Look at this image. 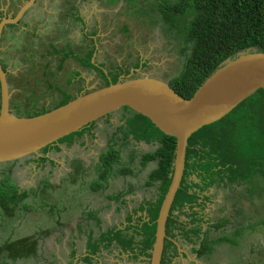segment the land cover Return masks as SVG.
Instances as JSON below:
<instances>
[{"label": "rangeland", "instance_id": "obj_1", "mask_svg": "<svg viewBox=\"0 0 264 264\" xmlns=\"http://www.w3.org/2000/svg\"><path fill=\"white\" fill-rule=\"evenodd\" d=\"M27 1L0 0V11L8 8L12 11L13 7L19 8ZM107 1L40 0L39 4L29 8L28 13L25 12L27 15L20 24L2 30L1 57L9 72L10 109L14 115L32 114L43 106L53 108L63 100L65 93L76 95L80 82L89 91L105 85L97 67H84L79 61L89 44L86 35L93 31L99 49L94 61L104 63V68L119 65L130 71L131 65L141 60L142 64L146 62L145 67L130 78L149 76L166 82L181 71L183 59L177 52V44L172 43L159 24L151 23L158 18L162 0ZM50 41L61 48L70 45L61 53H74L63 61L62 68L59 65L64 54L53 55L48 46ZM76 72H80L81 77L77 78ZM124 113L120 109L97 121L86 146L83 142L80 144L83 137L80 133L58 145L61 151L50 150L47 155L56 162L53 168L48 162L44 165L30 162L32 156L15 165H0V179L8 171L11 172L10 179L21 189H34L27 199L29 211L21 212L16 221L0 220V246L7 240L26 237L38 240L40 246L38 255L15 262L8 260L7 264H88L87 258L80 260V257L87 249L86 243L87 247L94 248L93 239L101 246L94 255L101 256L102 264H144L139 259L120 256L114 248L111 252L103 251L102 245L106 243L101 237L109 228L122 226L123 222L124 228L127 227V213L136 209L143 198L154 196L153 187L141 189L154 168L153 163L147 162L142 173L138 172L141 154L151 148L136 147V153L129 147L127 150L117 147L119 161L128 167L134 163L130 171L138 177L108 178L106 181H110H103L100 189L91 187L101 172L99 156L106 152L111 142V147L115 148L114 142L124 137L122 131H126V127L121 129L127 125ZM236 116L235 110L228 118ZM69 141L73 146L67 147ZM125 142L124 145H134L132 139H125ZM124 190L135 191L125 195L133 202L119 210L113 197ZM207 193L212 194V198L207 204L208 220L203 227L213 240V250L197 258L196 264H264V180H253L239 188L235 184L230 190L221 188L219 192L211 189ZM219 221L222 226L217 224ZM239 226L241 236L235 231ZM126 230L131 231L128 227ZM90 231L95 234L91 240L88 237ZM224 236L228 239L216 240ZM190 246L186 244L184 248L188 250ZM5 261L1 264H6ZM184 262L190 264V260Z\"/></svg>", "mask_w": 264, "mask_h": 264}, {"label": "trees", "instance_id": "obj_2", "mask_svg": "<svg viewBox=\"0 0 264 264\" xmlns=\"http://www.w3.org/2000/svg\"><path fill=\"white\" fill-rule=\"evenodd\" d=\"M111 1L115 2L116 0ZM17 9L13 7L12 11L10 8L8 11H0V18L7 17L10 13L13 14V17ZM158 10V18L153 19L151 23L159 24L164 29L165 34L173 40L172 43L177 44V52L183 59L181 71L167 82L185 99L191 98L226 60L235 59L240 53L247 50L264 53V0H162ZM77 19L82 20L80 17ZM21 22L22 20L14 25L17 26ZM10 25L13 24H9L7 28H10ZM95 33V31L92 32L93 35ZM86 37L89 36L86 35ZM91 43L94 44L93 39ZM65 49H54L56 53L64 54L59 68H62L63 61L74 55L72 51L69 54L61 53ZM93 51L94 49L89 51V54L84 58L79 57V60L84 67H97L100 70L99 75L105 80L104 86L116 83L121 75L130 73L129 69H124L119 65L107 69L103 67L104 63H102L103 65L92 63ZM145 65L146 62L142 64L141 60H138L131 65L134 68L131 72L135 73V69H142ZM2 68L6 71L5 65H2ZM75 75L80 77V72H76ZM87 92L89 91L80 82L76 95L65 93L63 100L53 108L43 106L32 114L17 113L16 115L19 117L38 116L65 105L80 94ZM235 110L237 116L233 119L228 118ZM123 111L125 112L124 120H127V125L121 127L123 130L126 127V131H122L123 138L132 139L135 142L144 141L152 146L150 151L142 154L140 160L142 167L147 162L153 163L154 168L148 176L146 185L153 187L156 192L153 193L154 196L150 200H144L139 208L127 213L126 226L131 231L128 232L127 227L123 229L118 226L109 228L106 231L107 234L101 237L106 243L102 246L104 248L119 247L123 253L130 254V259L137 260L139 256H143L148 259L144 264H150L151 251L155 242L156 220L171 184L176 156V139L161 132L147 117L127 107H124ZM94 125L95 122L81 131L60 139L55 146L46 147L41 151L42 156H35L30 162L33 161L38 165L48 162L52 168L55 167L56 162L47 156L49 151L52 149L57 152L61 151L58 145L65 142L66 138L83 133V130ZM67 145L71 146V141ZM191 147L195 149H191ZM187 154L188 159L193 157L199 159V168L203 173H201L202 180L206 187L212 184L210 179L218 173L215 172L217 168L222 170L220 173L226 171L221 177L220 183L225 181V177H228L230 183L241 181L249 184L253 180H264V90H258L220 121L205 126L192 134L188 139ZM198 155L201 156L198 157ZM119 160L120 154L117 151L114 152L113 149L101 154L99 158L101 172L99 179L91 184L93 190L100 189L102 182H107L106 180L113 173L124 174L130 171V167L122 166ZM18 162L9 164L15 165ZM0 165L4 166V164ZM2 171L6 173L4 169ZM7 173L0 179V220L16 221L21 212L30 210L27 199L34 189H21L14 180L10 179L11 172L7 171ZM45 182L47 185L48 181ZM48 184L47 186L50 187V183ZM115 196L113 197L115 200L119 199ZM195 201L194 195H190L186 188H181L175 196L171 210L185 208ZM138 213L140 215L137 216ZM90 216L96 217L95 214ZM198 219L202 220V218L194 216L193 222ZM100 222L99 220L98 223ZM217 224L222 223L219 221ZM177 227L176 224H173L172 229ZM181 228L190 243L193 242V238H196L197 243L200 244L197 250H194L197 252V258L212 252L213 240L209 239V231L204 230L203 220L194 228L186 229L185 226ZM240 229V227L235 228L239 236H241ZM93 236L92 231L88 237L91 240ZM225 239L228 238L224 236L216 240ZM91 243L94 248L87 247V251L83 255L89 260L88 264L93 262L91 254L94 255L98 248L101 249L94 239ZM169 244L172 243L169 242ZM39 250L38 240L30 237L15 241L7 240L0 246V264L5 260L7 264L8 260L15 262L31 258L35 254L38 255ZM177 255L178 251L174 246L168 256L166 255V262L173 264V259ZM190 264H195V262Z\"/></svg>", "mask_w": 264, "mask_h": 264}, {"label": "water", "instance_id": "obj_3", "mask_svg": "<svg viewBox=\"0 0 264 264\" xmlns=\"http://www.w3.org/2000/svg\"><path fill=\"white\" fill-rule=\"evenodd\" d=\"M35 1L28 0L16 16L2 19L0 38L5 26L17 24ZM130 76L80 94L38 116L19 117L10 109L12 92L2 68L0 46V164L41 156L46 147L124 107L147 117L161 132L176 139L171 184L156 220L150 257V264H161L166 223L183 177L188 139L201 128L223 119L258 90H264V53L247 50L226 60L189 99L166 81Z\"/></svg>", "mask_w": 264, "mask_h": 264}, {"label": "flooded vegetation", "instance_id": "obj_4", "mask_svg": "<svg viewBox=\"0 0 264 264\" xmlns=\"http://www.w3.org/2000/svg\"><path fill=\"white\" fill-rule=\"evenodd\" d=\"M40 3V0H36L35 1V3H34V5H37V4H39ZM33 5V6H34ZM21 6H23L22 5V3H21V5L19 6V8L17 9V11H16V13H15V15L14 16H16L17 15V13L20 11V8H21ZM29 10V9H28ZM28 10L26 11V13H28ZM24 14V16L23 17H25L27 14ZM11 15H13V14H8L7 15V17H10ZM13 16V17H14ZM6 17V18H7ZM5 18V17H4ZM4 18H2V19H4ZM2 19L0 18V22L2 21ZM22 20V19H21ZM20 20V21H21ZM8 26V25H7ZM7 26H5V28H7ZM4 28V29H5ZM2 34H3V32L1 33V38H0V46H1V44H2ZM96 34V33H95ZM38 36H42V35H40V34H37ZM42 38V37H41ZM89 39H88V41H89V44H87V46H85L87 49L83 52L84 53V56L82 57V58H84L85 56H87L88 54H89V51H91L92 49H94V51H93V58H92V61L93 62H95L94 60L95 59H97L96 58V55H97V53H98V43H97V41L95 40V38H94V35L91 33L90 35H89V37H88ZM92 39H93V41H94V44H92L91 42H92ZM99 42V41H98ZM48 46L50 47V49H52V53H53V55L56 53L55 51H54V49H60L61 47H58V46H55L53 43H51V41H50V43L48 42ZM70 45L68 44L66 47L68 48ZM66 47H63V48H61V49H65ZM81 50H82V48H80ZM1 51H2V47H1ZM52 55V54H51ZM80 57V56H79ZM81 58V57H80ZM80 61V60H79ZM81 63V62H80ZM1 64L2 65H4L3 64V62H2V57H1ZM96 64L97 65H100V63H98L97 61H96ZM82 65V64H81ZM111 65V64H110ZM83 66V65H82ZM132 69H134V68H132ZM131 69V70H132ZM131 70H130V75L132 76L133 74L135 75V74H137L138 73V70H139V68H137V69H135V73L132 71V73H131ZM7 71V70H6ZM96 71V70H95ZM7 73H8V71H7ZM9 74V73H8ZM129 74H126V75H121L119 78H121L122 76H124V79H127V76H129ZM79 76H77V78H78ZM80 77H81V74H80ZM84 87H85V89H86V85H84ZM87 90V89H86ZM87 91H89V90H87ZM113 114V113H112ZM111 115V114H110ZM106 117H109V115L108 116H106ZM106 117H104V118H106ZM104 118H101V119H104ZM100 120V119H99ZM98 120V121H99ZM97 122V121H96ZM95 122V123H96ZM118 127H116L115 129H117ZM96 128H94V126L93 127H88L86 130H83V133H82V135H83V137L80 139L81 140V142L80 143H84V145L86 146L87 145V143H88V141H89V139H88V137H90L91 135H92V132L95 130ZM85 132V133H84ZM118 133V132H117ZM115 144V148H112L111 146H112V142L108 145V148H107V150H106V152L107 151H109V150H111V149H113L114 150V152L115 151H117L116 150V148L118 147H120V149H123V148H126V149H124V150H127V148L129 147L131 150H133L134 151V149L137 147V149H139L140 148V146H145V147H147V149L148 148H151L152 149V146L151 145H148L146 142H144V141H141V142H135L134 140H133V146H127V145H124V144H126V142H125V139L124 138H122V139H120V141L118 142V141H116V142H114ZM60 146V145H59ZM67 147H68V145H67ZM70 147V146H69ZM111 147V148H110ZM188 148V147H187ZM197 148V147H196ZM150 149V150H151ZM191 149H195V148H193V147H191ZM148 151V150H147ZM147 151H145V152H147ZM137 153V152H136ZM144 153V152H143ZM142 153V154H143ZM142 154H141V157H142ZM130 155L132 156V153H130ZM187 153H186V161H185V169H184V173H183V177H182V180H181V184H180V188L179 189H181V188H186L187 189V191H188V193L190 194V195H194L195 197H196V201L193 203V204H188L185 208H181V209H176V210H171L172 209V207H173V204H172V206H171V209H170V213H169V217H168V220H167V223H166V238H165V241H164V249H163V253H162V258H161V262H162V264H168L167 262H166V260H167V257H166V255L168 256V254L170 253V250L171 249H173L174 248V246H176V248H177V251H178V255H177V257H175L174 259H173V264H176L177 262L179 263V264H184L185 262H184V260H190V263H192V262H195V260L197 259V252H195L194 250L196 249L197 250V246L199 245L198 243H197V239L196 238H193V242H189L188 241V239L184 236V233L182 232V226H185V228L186 229H190V227L191 228H194L195 226H197L198 225V223L200 222V221H202L203 220V225H206L207 224V220H208V213L206 212V210H207V204H208V202L210 201V199L212 198V194H208L207 192L209 191L210 192V190L211 189H215V190H218V192H219V189H228V190H230L232 187H233V185H235V184H237L238 185V188L239 187H242L243 186V184H247L246 182H241V181H237V182H232V183H230L229 181H228V177H225L224 178V182L223 183H220V179H221V177L226 173V171L224 170L223 171V173H220V171H222L221 169H219V168H217L216 170H215V172H218V173H216L215 174V176L213 177L212 176V178L210 179V181H212L211 183V185L209 186V187H206L205 186V184L203 183V180H202V177H203V173H202V171L200 170V168H199V165H200V162H199V159H196L195 157H193L192 159L191 158H189L188 159V157H187ZM101 156V155H100ZM100 156H99V158H100ZM199 156H201V155H198V157ZM141 157H140V159H141ZM189 157H190V155H189ZM67 158H70V154H67ZM122 164H123V166H127L128 167V165L127 164H125V163H123V162H121ZM134 164V163H133ZM133 164H130V166L129 167H131ZM73 165H75L74 163H73ZM139 171L138 172H141L142 173V169H143V167H142V165H141V160H140V162H139ZM202 173V174H201ZM129 175H132V177L133 178H136V177H138V175L137 176H135L134 174H132V172L131 171H129V172H127V173H113L109 178H117V179H119V178H126V177H128ZM140 175V174H139ZM140 178V177H139ZM142 178V177H141ZM140 178V179H141ZM213 179V180H212ZM147 180H148V178L146 179L145 178V180H144V183H143V186L141 187V189L142 190H144V189H146V188H149L150 189V187L148 186V185H146V182H147ZM110 181V179L107 181V182H109ZM251 183V182H250ZM249 183V184H250ZM135 191L134 190H124V191H122L121 193H119V194H121V196H118L119 194H117L116 196H115V198L116 197H119V199H114L117 203H118V208H121V209H123V208H126V207H128V203L130 202V201H132V200H128V195L125 197V195L127 194V193H129V194H132V193H134ZM156 191H154L153 190V193H155ZM146 200H150V199H146ZM175 200V199H174ZM143 201H144V198H143V200L139 203V205L136 207V208H139L141 205H142V203H143ZM133 202V201H132ZM174 203V202H173ZM120 209V210H121ZM201 209H203L204 210V212L202 213V211H201ZM172 211V212H171ZM194 216L196 217V218H202V220H200L199 221V219L196 221V222H193V219H194ZM170 219V220H169ZM225 220V219H224ZM228 220V219H227ZM174 221V222H173ZM223 221V220H222ZM229 221V220H228ZM172 222H173V224H176L178 227L177 228H175V229H172V227H173V224H172ZM126 225V224H125ZM180 226V227H179ZM118 227H122V229L124 228V222L122 223V226H118ZM239 227H241V226H239ZM179 228V229H178ZM169 242H171L172 244H169ZM186 244H189V245H191L190 246V248L188 249V250H186V248H184V246H186ZM114 250V249H113ZM115 250H117L118 251V254H120V256H124V257H127V259H130V254L129 253H123L122 251H121V249L119 248V247H116V249ZM104 251V250H103ZM106 252V251H105ZM84 255V254H83ZM91 256L93 257L92 259H93V262H92V264H102V262H101V260H100V257L101 256H98V254L97 255H93V254H91ZM83 257V256H82ZM81 257V258H82ZM194 257H196L195 259H193ZM139 260H140V262L142 263H145L148 259L147 258H145V257H143V256H139V258H138ZM137 259V260H138ZM195 264H196V262H195Z\"/></svg>", "mask_w": 264, "mask_h": 264}, {"label": "clouds", "instance_id": "obj_5", "mask_svg": "<svg viewBox=\"0 0 264 264\" xmlns=\"http://www.w3.org/2000/svg\"><path fill=\"white\" fill-rule=\"evenodd\" d=\"M8 9H9V8H8ZM8 9H7V10H4V11H8ZM23 16H24V15H23ZM10 17H12V15H11ZM5 18H6V17H5ZM22 18H23V17H22ZM22 18H21V19H22ZM21 19H20V20H21ZM56 144H57V143H56ZM56 144H55V145H56ZM55 145H53V146H55ZM186 153H187V152H186ZM40 154H41V153H40ZM36 156H37V155H36ZM41 156H42V155H41ZM47 156H48V155H47ZM37 157H40V156H37ZM31 158H35V156H32ZM30 190H31V189H30ZM99 230H100V229H99ZM106 230H107V229H106ZM91 232H92V231H90V233H91ZM90 233H89V234H90ZM89 234H88V235H89ZM93 235L95 236L94 232H93ZM87 241H88V240H87ZM86 248H87V243H86ZM112 248L116 249V247H113V246H112L111 248H104V247H103L102 250L107 251V252H111ZM86 251H87V250H86Z\"/></svg>", "mask_w": 264, "mask_h": 264}, {"label": "crops", "instance_id": "obj_6", "mask_svg": "<svg viewBox=\"0 0 264 264\" xmlns=\"http://www.w3.org/2000/svg\"><path fill=\"white\" fill-rule=\"evenodd\" d=\"M80 144H82V143H80ZM67 145V144H66ZM75 145V144H74ZM71 146H73V145H71ZM61 149V148H60ZM48 157H50L49 155H48ZM50 159H52V158H50ZM54 161H55V159H53ZM88 240V239H87ZM85 250H87V249H85ZM86 252V251H85ZM85 252H84V254H85ZM81 257H82V255H81ZM81 257H80V260H81Z\"/></svg>", "mask_w": 264, "mask_h": 264}]
</instances>
